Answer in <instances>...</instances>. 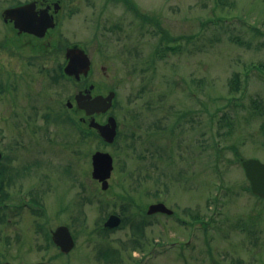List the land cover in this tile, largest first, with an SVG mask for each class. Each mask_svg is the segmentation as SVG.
Segmentation results:
<instances>
[{"label":"rangeland","instance_id":"rangeland-1","mask_svg":"<svg viewBox=\"0 0 264 264\" xmlns=\"http://www.w3.org/2000/svg\"><path fill=\"white\" fill-rule=\"evenodd\" d=\"M9 1L0 0V11ZM133 2L140 12L156 15L168 34L177 37L170 43L178 45L174 50L160 49L154 56V50L165 43L156 24L141 23L129 6L113 0H60L59 26L48 34L52 44L43 51L47 52L45 65L33 59V65L26 64L31 66L29 75L18 77L24 64L21 48L13 58L9 42L0 47V74L4 76L0 81L9 90L8 79L14 82L10 81L11 93H0L4 165L21 167L40 159L43 171L38 172L47 175L43 185L52 190L41 197L42 203H34L32 210L41 214L25 207L14 212L13 206L24 200L27 189H39L32 180L25 188L24 177L18 178L21 183L15 185L21 190L14 196L19 198L7 200L8 210L0 211V263L135 264L131 256L135 251L137 264H232L227 259L230 254L223 259L221 251L238 253L240 262L248 255L247 237L254 231L264 233V222L256 223L264 209L262 199L243 193L226 201L223 215L229 220L225 223L219 214L211 215L213 221L205 220L213 210L211 205L204 207L200 197L201 190L212 195L223 187H248L241 160L256 157L264 162V69L258 66L264 64V0ZM4 33L7 41H21L8 26L0 25V38ZM58 44H78L86 50L92 64L87 81L69 79L59 85L51 78L65 61ZM30 51L32 55L39 52ZM235 72L240 88L234 92L228 80ZM86 83L94 85L92 94L116 93L111 113L119 132L110 145L90 130L88 120L82 121L83 112L64 107L67 98L72 99ZM157 106L159 110L154 109ZM64 109L75 118L74 125L59 120V111ZM47 111L49 120L41 116ZM179 114L185 115L176 121ZM164 116L159 121L164 126L170 117L175 120L170 154L169 137L159 141L153 125L155 118ZM78 128L90 130L89 135ZM97 149L109 151L114 159L105 190L90 175L91 154ZM63 166L70 171L64 172ZM187 169L202 170L204 182L185 178ZM7 190L14 192L10 187ZM84 193H91L93 200L84 201ZM126 194L143 210L162 201L175 215L142 216L121 198ZM97 198L107 201L104 209ZM248 200L255 202L252 217ZM78 201H84L81 212ZM124 204L131 208L122 213ZM189 204L207 222L191 224L192 209L185 208ZM105 212L124 218L119 227L103 230ZM139 221L144 223L140 236L144 245L136 241L123 248L121 240L134 239L131 223ZM62 223L68 224L74 245L69 253L59 255L50 230ZM107 244L121 251V262L100 258L98 247Z\"/></svg>","mask_w":264,"mask_h":264},{"label":"flooded vegetation","instance_id":"flooded-vegetation-1","mask_svg":"<svg viewBox=\"0 0 264 264\" xmlns=\"http://www.w3.org/2000/svg\"><path fill=\"white\" fill-rule=\"evenodd\" d=\"M28 2H34V10L37 12L38 15H39L41 10H44V11L46 10L47 14H49L53 18L55 25L53 27L47 28V30H45V33L41 36L36 34L35 32H31L30 30L20 29L18 26H16L14 19H11L9 17L7 18L3 14V11L5 8L16 7L18 5L25 4ZM60 7H61L60 0H14V1L11 0L7 3V5L2 7V9L0 11V25L5 26V27L8 26L9 30L12 31L15 39L16 40L21 39V41H19V43L17 42V44H16L14 38H12V39L9 38V40L7 41L8 38L5 36V33L0 38V47L7 46V43L9 42V51L8 52L10 53V56H12L13 58H15V56H16L14 53L15 50L18 51L19 48H21V50H23L24 64H23L22 70H21L22 73L19 74L18 77L22 76V75H29L30 74L31 66H27V65L28 64L33 65V63H32L33 59L35 61L38 60V62L41 64V67L45 65L44 61L46 60L47 52L43 53V51H45L48 48V46L50 44H52L48 40V34L52 30H54L55 28H58V26H59V19L58 18H59ZM28 23H29V25H27L26 21L23 22L24 26L31 28L32 27L31 22L28 21ZM38 31H41V30H38ZM57 47L59 49V44ZM32 49H34L36 51L39 50L40 54L38 52L37 54L32 55L31 51H30ZM58 70H59V68H58ZM90 71H92L91 67H90L88 75L84 76V77L81 76V78L78 81L79 82L87 81V79L90 75ZM0 76L4 79V76L2 74H0ZM10 81H12V80L8 79L10 86H12V88L10 90H9L10 87H7V84L3 83V81H0V93L1 94L5 93V92L11 93L13 91L12 89H14V86H13L14 82L12 81V83H13L12 84ZM88 85L89 84H87V83L84 84L81 89L84 90ZM93 88H92V91H93ZM81 89H79V90H81ZM155 101H156V99H155ZM111 109H113V108H111ZM154 109L159 110L160 108L157 106ZM109 114H110V111H107L105 113H98V114H94V115H95V117L97 116L99 118V121L105 122V120H106L105 118H107ZM164 118H165V116L155 118V122H153V125L156 128L155 133H156V137L159 139V141L161 140V138H165V137L168 138L169 137L168 138L169 143L167 144V147H168V152L170 154L172 152L170 149L172 144L170 145V143L175 138V135H174V133H175V127H174L175 126V120L171 119V117L168 119V117H167L169 122H168L167 126H164L162 123H159V121H162ZM41 124H43V123H41ZM201 141H202V139H201ZM160 144H162V143H160ZM162 147H163V145H162ZM0 153H1V156H0V208H1L0 210H1V212L4 213L5 211L8 210V209H6L9 207L7 200H12L13 198H15V199L19 198V197L14 196V195L18 191H20L21 189H19L20 188L19 186L16 189L15 184L21 183L20 182L21 180L19 181L18 178L23 179V177H24V179H25L24 186L31 184L33 181L34 184L39 185V189H37L36 186H34L33 188L27 189V193H26V196L24 197V200H22L20 203H18L19 206L14 205L13 211L16 212V210L18 208L21 209L22 207H25V208H27V210H31V212L33 211L35 213L41 214L42 211H40L38 209L32 210L33 207H35L34 203L38 204L37 203L38 201L40 203H42V198L44 197L45 193H51L52 192V190H48L43 185L44 182H42L43 180H45L47 175H45V173L38 172V171H43V169H41V166H42L41 160L37 159V160H33V161H28V162L24 163L21 167H14L13 165H10V164L4 165L3 159L5 158V155L3 154V152L1 150H0ZM40 153H43V151ZM10 162H11V160H9V163ZM34 167H35V170L33 171ZM56 167L59 169V153L57 155V166ZM202 174H203L202 170L197 172V171H192V170L187 169V172H185V178L186 177H187V179L189 178V181H193V179H194L195 183H197L199 181V183L202 184L204 182ZM56 176H59L58 172H57ZM28 180H30V181L28 182ZM26 186H25V188H28ZM7 187L12 188L14 192L8 191ZM221 189H222L221 192L216 191L212 195L206 194L201 190L200 197L203 201V206L204 207H210V205H211L212 206L211 208L213 210L210 213V215L205 216V220H206V217L210 219L211 215H214L215 217L219 216V215L224 216L223 214L227 210V208H225L226 205H224V203L226 201L232 202L234 198L239 197L240 195L244 196V194L250 193L252 196L257 197V199L260 198V200L262 199V201H264V198H262L261 196L255 195L254 193H252L250 191V186H248V187L243 186L241 188H240V186L239 187H237V186H235V187H223ZM197 199H199V198H197ZM218 202H221V206L217 205ZM243 202H245V199L243 200ZM191 204L186 205L185 208L192 209V207H190ZM247 204L249 206L248 213H250V215L252 217V216H254V214L252 212H253V210H255V202L248 200ZM39 205L41 207H44L43 204H39ZM215 206H218V207L215 208ZM25 208H23V209L25 210ZM196 211L197 210H194V209H192L190 211V215H193V216H189V218L191 219L190 221L195 222V221L200 220L201 222H207V221H204V219L201 217V215L199 213H196ZM57 213L59 214V209L57 210ZM154 214H157V213L155 212ZM197 217L199 218L198 220H197ZM222 219L226 223L229 220V217L224 216V217H222ZM211 220L213 221V218H211ZM260 222L261 223L264 222V209H263V212H262V210H261V212L259 211V217L256 219L257 225ZM58 225H56V226H58ZM260 230H259V232H260ZM52 231L53 230L51 229L50 230V236H51ZM247 238H248L247 243L245 242L247 244L245 246V248L248 246V249H247L248 255H247L246 259L242 258L241 261L239 262L238 260H240V259L236 258L238 253L234 255V253L232 254L230 251H221V254H223V255H221L223 257V259L226 258L225 257L226 254H230L227 259L230 261H233L232 264H264V233H258L257 231H254V233L251 234ZM241 245H242V242H241ZM141 247H142V245H141ZM142 250H143V248L141 249V251ZM133 253H135V251H133L132 255H131L133 258L132 261H134V263L137 264L138 260H136L134 258ZM250 253L254 255V257L252 259L249 257ZM119 259H120V254H117L115 256V259H114L115 261H113V262H115V263L121 262Z\"/></svg>","mask_w":264,"mask_h":264},{"label":"water","instance_id":"water-1","mask_svg":"<svg viewBox=\"0 0 264 264\" xmlns=\"http://www.w3.org/2000/svg\"><path fill=\"white\" fill-rule=\"evenodd\" d=\"M3 14L8 18L14 19L16 26L20 29L30 30L38 35H43L48 27H53L55 24L53 18L47 14L46 10H41L39 15L34 10V2H28L16 7H10L3 11ZM31 22V28L24 26L23 22ZM38 28V29H37ZM37 31H36V30ZM41 30V31H38ZM67 63L64 66V72L68 75L74 76L75 79L80 78V73L86 75L90 69V60L86 52L78 47H67L65 51ZM90 88L86 92L79 91L75 94L76 104L78 108L85 110L86 114H93L95 112H105L112 105V97L114 91H109L107 95L97 94L91 97ZM66 105L72 106V101L67 100ZM88 125L98 130L102 138L107 142H112L116 135L117 122L113 115H110L105 123H100L94 117L90 118ZM1 156V154H0ZM113 158L107 151L97 150L91 156L92 171L91 175L95 180L101 182V188L108 187V178L113 169ZM242 166L246 177L248 178L251 190L264 198V162L258 158H247L242 161ZM146 212L152 214L154 212L171 213L172 210L168 208L163 202H155L148 205ZM121 219L117 214L111 213L104 222V226L114 227L120 223ZM52 241L59 247L60 251L67 253L74 245L73 236L65 224L58 225L51 234ZM1 264H12L9 261H3ZM34 264H50L46 261L36 262Z\"/></svg>","mask_w":264,"mask_h":264},{"label":"trees","instance_id":"trees-1","mask_svg":"<svg viewBox=\"0 0 264 264\" xmlns=\"http://www.w3.org/2000/svg\"><path fill=\"white\" fill-rule=\"evenodd\" d=\"M122 1L127 7L129 6V9L132 11V13H134L135 16L139 17L141 19V23L142 22H154L156 24V27L157 29L159 30V32L161 33V40H165V43H164V47L163 48H159L157 51L156 49L154 50V56L155 54H157L156 52H158L160 49L161 50H174L176 48V46H178L177 44H170L171 41L173 40H176L175 37L173 36H170V34H168V32L163 28V26H161L159 24V21H158V17L156 15H152V14H148V13H142L140 12L139 8L137 7L136 4H134L133 0H120ZM61 49V48H60ZM63 49V47H62ZM259 68L261 69H264V64H260L258 65ZM62 65H59V85H61V81L65 80V76L62 72ZM58 78V76H57ZM57 78L55 79V81L57 80ZM239 74L238 72H235L233 74V76L231 78H229L228 80V86L229 88H231L232 90H238L240 87H239ZM185 114H179L178 117H177V120L181 119V117H183ZM59 120H66V121H69L70 123H74L75 122V118L71 116V114H69L68 112L66 113L65 110H62V111H59ZM176 120V121H177ZM79 131H81L82 133L84 134H88L90 133V130H87L86 128H81ZM97 134V133H96ZM98 136V134L96 135ZM99 137V136H98ZM69 168L68 167H65V170L64 172H69ZM85 189V187H84ZM83 189V191H84ZM83 200L86 202L87 201H92V197H91V193H89L88 195L84 193L83 195ZM124 200H128V202H130L133 206L136 207V209H138L137 211H139V213L144 216L145 215V212L143 210V208L141 209L139 207V205L137 206L135 204V201L133 200V198L131 196H129L128 194L126 195H122V197ZM84 201L82 203H80V201H78V204H79V207L78 209L80 210V212L82 211L81 208H80V205L84 203ZM97 201H98V204L101 205V209H104L106 207V204H107V201L106 200H103L102 198H97ZM106 202L105 206L103 205L104 203ZM131 204H127V205H123L122 206V213H124V210H128L129 208H131ZM103 205V206H102ZM1 211V210H0ZM85 218H83L84 220ZM126 219H128V217L126 216ZM142 224L139 222L138 224L132 222L131 223V229L133 230V232L135 234L137 233H141L142 234ZM103 228V227H102ZM103 230H108L107 228H103ZM98 250H99V254H100V258H102L103 260L105 261H108L111 257L115 256L116 254H118V251L116 248H113V246H110V245H100L98 247ZM62 253L59 251V255H61Z\"/></svg>","mask_w":264,"mask_h":264}]
</instances>
